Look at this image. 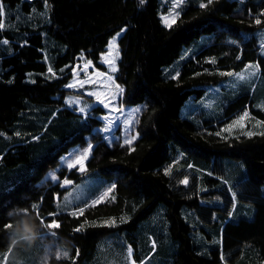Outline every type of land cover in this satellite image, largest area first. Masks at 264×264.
I'll use <instances>...</instances> for the list:
<instances>
[{
    "label": "trees",
    "instance_id": "1",
    "mask_svg": "<svg viewBox=\"0 0 264 264\" xmlns=\"http://www.w3.org/2000/svg\"><path fill=\"white\" fill-rule=\"evenodd\" d=\"M161 5L162 0H0V130L12 133L20 122L22 127L17 141L0 146V171L18 169L0 187V264H81L104 242L130 246L143 264H264V131L222 136L214 132L221 120L198 126L180 112L191 95H202L206 85L250 61H259L264 76L257 38L243 34L264 26V0H212L204 8L184 0L170 26L162 21ZM122 30L115 80L123 88L122 103L140 106L133 142L116 135L109 140L97 128L101 118L92 113L82 115L91 120L83 126L65 101L76 64L84 56L106 71L101 56ZM206 33L211 43L188 57L177 77L166 76L165 65ZM249 102V95L239 96L223 120ZM254 111L264 118V111ZM46 116L67 117L79 123L80 133L66 144H51L53 132L42 124ZM64 129L57 131L63 137L70 131ZM88 140L94 147L85 170L61 166V176L79 181L98 172L114 183V199L59 209L57 199L66 188L45 174L71 144ZM227 157L242 160L247 176L232 189L225 183L214 188L226 173ZM187 176L189 184L183 182ZM205 184L213 188L204 191ZM210 194L222 203H202ZM237 201L253 203L254 217L230 218ZM185 206L195 209L201 222L188 221ZM159 208L168 229L141 240L140 223L156 218ZM19 209H27L40 226L33 248L13 246L12 230L4 227L19 219ZM217 211L222 221L215 220ZM53 223L59 227H49ZM214 223L222 245L202 253L197 232ZM124 228L130 231L125 234ZM65 251L67 258H56Z\"/></svg>",
    "mask_w": 264,
    "mask_h": 264
},
{
    "label": "rangeland",
    "instance_id": "2",
    "mask_svg": "<svg viewBox=\"0 0 264 264\" xmlns=\"http://www.w3.org/2000/svg\"><path fill=\"white\" fill-rule=\"evenodd\" d=\"M188 2L201 4L205 0H188ZM175 4L176 0H162L160 14L163 23L167 26L172 25L176 21L178 16L175 14L180 12L183 3L179 7H174ZM165 17L168 18L167 23L165 22ZM123 31H119L111 37L107 51L101 56V61L107 66L106 71L96 68L93 62L84 56L76 64L73 72L74 76L68 84L70 91L67 93L65 101L66 106L74 109L78 113L76 117H78V121L83 126H88L87 124L91 120H86L87 118H84L82 115L92 113L94 114L92 116L101 118L102 123L97 128L102 130L109 140H112V137L116 135L120 136L126 142H133L139 136L135 124L138 113L140 112V106L129 107L122 103L123 88L115 80V74L118 70V62L121 56L119 38ZM243 34L245 39L256 37L261 46V54L264 55V26L255 31H244ZM233 38L235 37L230 36L229 40ZM211 40V34L206 33L190 44L185 45L180 55L171 64L165 65V75L177 77L183 62L188 57L195 55L201 48L210 44ZM249 65L259 66L254 74L253 70L248 67ZM113 68H115V71L112 70ZM241 76L244 78L241 79ZM205 88L206 90L202 95H191L186 100L180 110L181 116L190 119L198 126H205L210 120H221L220 125L214 132L222 136L237 134L248 135L247 133L255 134L264 131V118L254 111V109L264 111V76L262 75L259 61L253 60L248 62L242 69L231 70L228 72L226 78L218 83L208 84ZM242 95H249L250 102L236 115L223 120L231 107L232 101ZM98 106L103 107L104 111L96 109ZM245 113L248 114L247 117H245ZM43 115H40V118ZM242 117L244 118L242 119ZM66 118L62 119L60 116L49 117V119L47 116L45 119L43 118L42 124L46 123L45 127L49 129L50 133L53 132L54 135V139L49 141L51 144L59 142L66 144L80 133V130H77L79 123L76 125ZM20 123L14 126L12 133L0 130V146L5 143L12 144L21 137L20 130L22 127L19 125ZM38 123H40L39 120ZM64 127H67L70 131L63 137L57 131H64ZM30 130L31 128H29ZM93 147L94 142L92 140H88L87 143L74 142L68 147L67 151L61 154L60 164L57 167L50 168L46 172L45 178L53 179L52 177H56L53 180L60 182L62 187L66 188L63 195L58 196L57 206L59 209L74 211L75 207L79 205L97 204L115 196L114 183L98 172L86 173L79 181H75L74 178L70 177L62 178L61 176V166H67L70 169L78 167L80 170L81 165L77 161H82L85 170V161L91 155ZM225 161L226 173L222 176L221 182L214 184V188H218L225 183L232 189L235 184L247 176V169L242 160L227 157ZM15 172H18V169L0 171V187L5 181L10 180V175H16ZM65 180L70 181V183L64 185L63 181ZM183 182L189 184L190 177H185ZM212 188L213 186L210 184H205L203 190H210ZM109 189H111V192L105 196L104 194ZM201 201L202 203L212 205L222 203L220 197L217 195L213 196L212 194L201 197ZM255 212L256 208L253 203L237 201L230 218L234 220H239L243 217L253 218ZM183 215L192 224L201 222L198 213L191 207H183ZM215 220L222 221V218L219 216V211L215 214ZM205 227L206 231L199 229L196 236L199 250L202 253L211 245L213 247L222 245V237L217 225L214 223L213 225H206ZM166 228L168 229V223L163 214V209L159 208L156 218L145 219L140 223L138 235L141 237V240H144L146 236H149L150 232H153L157 236V233H162L164 231L163 229ZM123 230L125 234L130 231L126 228ZM134 233L136 234L137 232ZM27 247L32 246L28 245ZM19 252L20 249L17 250V254Z\"/></svg>",
    "mask_w": 264,
    "mask_h": 264
},
{
    "label": "crops",
    "instance_id": "3",
    "mask_svg": "<svg viewBox=\"0 0 264 264\" xmlns=\"http://www.w3.org/2000/svg\"><path fill=\"white\" fill-rule=\"evenodd\" d=\"M129 248L131 249V255H129ZM81 264H143V262H138L130 246L123 247L119 244L115 246L104 242L100 245L95 257Z\"/></svg>",
    "mask_w": 264,
    "mask_h": 264
},
{
    "label": "clouds",
    "instance_id": "4",
    "mask_svg": "<svg viewBox=\"0 0 264 264\" xmlns=\"http://www.w3.org/2000/svg\"><path fill=\"white\" fill-rule=\"evenodd\" d=\"M19 219L15 220L10 228V241L13 246L26 244L31 246L39 236V225L35 223V218L30 216L27 209L17 210ZM46 264V262H45Z\"/></svg>",
    "mask_w": 264,
    "mask_h": 264
},
{
    "label": "snow or ice",
    "instance_id": "5",
    "mask_svg": "<svg viewBox=\"0 0 264 264\" xmlns=\"http://www.w3.org/2000/svg\"><path fill=\"white\" fill-rule=\"evenodd\" d=\"M143 2H144V0H141V3H143ZM182 3H184V0H176V4L174 5V7H179ZM210 3H212V0H207V3H201V4H200V7H202V8L207 7L208 4H210ZM175 15L178 16L179 13H176ZM164 19H165V22L167 23L168 18L165 17ZM256 23H260V20L257 19V20H256ZM169 26H170V25H169ZM3 27H4L3 23H0V29H2ZM3 43L6 44L7 41L5 40V41H3ZM109 63H111V61H109ZM248 67L251 68V69L253 70V74H254V73H255V70H257L259 66H258V65H256V66H251V65H249ZM112 70L115 71V68H113ZM229 75H231V73H229ZM240 78L243 79L244 77L241 76ZM81 111H83V109H81ZM247 115H248V114L245 113V117H247ZM243 118H244V117H242V119H243ZM247 134H248V135H251V133H247ZM77 163L81 165V167H80V171H84V167H83V163H82V161H77ZM73 166H75V165H73ZM52 178H53V179H56V177H52ZM69 183H70V181H68V180L63 181V184H64V185H68ZM110 192H111V189H109L108 192L105 193L104 195L107 196ZM101 199H102V198H101ZM113 199H114V197H113ZM36 207H37L36 205H33V206H32L33 209H35ZM27 212H28V210H27ZM17 214H19V213H17ZM73 214H76V213H73ZM79 214H80V215L83 214V209H80V210H79ZM9 215H12V213H10ZM105 223L114 224L115 221H114V220L111 221V222L106 221ZM4 227H5V229H10V228L12 227V225H11V223H9V224H6ZM49 227H52V228H58V227H59V224H57V223H53V224L49 225ZM81 228H83V225H81L80 228H77L76 231H80ZM61 255H62L64 258H67V255H68V254H67L66 251L63 252V253H56V258H57V259H60V258H61ZM129 255H131V249H130V248H129Z\"/></svg>",
    "mask_w": 264,
    "mask_h": 264
}]
</instances>
